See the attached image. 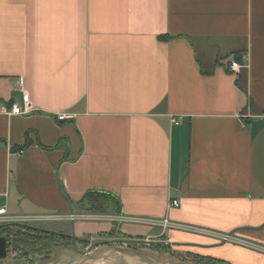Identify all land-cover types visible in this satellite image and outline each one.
<instances>
[{"label":"crops","instance_id":"crops-1","mask_svg":"<svg viewBox=\"0 0 264 264\" xmlns=\"http://www.w3.org/2000/svg\"><path fill=\"white\" fill-rule=\"evenodd\" d=\"M0 209L93 246L264 264V0H0Z\"/></svg>","mask_w":264,"mask_h":264},{"label":"rangeland","instance_id":"rangeland-1","mask_svg":"<svg viewBox=\"0 0 264 264\" xmlns=\"http://www.w3.org/2000/svg\"><path fill=\"white\" fill-rule=\"evenodd\" d=\"M72 225V224H71ZM69 223L57 222V223H45L42 225L44 229L51 231H65V233H75V225L71 226ZM2 226H5L2 229ZM27 224H12L9 227L7 225L0 224V233H3L4 237H7L11 244L8 247V256L6 259L0 260V264H48L54 260L63 250L71 246L72 241L70 238H61L57 234H51L46 230H37L36 232L27 229ZM2 229V230H1ZM47 233V234H46ZM49 233V234H48ZM98 236H93L97 238ZM88 238V237H87ZM38 243V244H37ZM34 244H37L34 246ZM77 245L80 248L92 247L91 241L79 242ZM126 246V245H125ZM127 247L133 248L137 251L146 252L151 255L162 256L167 258H176L179 255H175L172 251L163 249L158 246H144L138 244H129ZM179 259V258H176ZM195 262L197 260H194ZM194 262V263H195ZM198 264H208L200 263ZM95 264H126L125 261L119 257H115L108 262L95 263Z\"/></svg>","mask_w":264,"mask_h":264},{"label":"water","instance_id":"water-1","mask_svg":"<svg viewBox=\"0 0 264 264\" xmlns=\"http://www.w3.org/2000/svg\"><path fill=\"white\" fill-rule=\"evenodd\" d=\"M67 237L72 241L71 246L63 250L48 264H95L108 262L115 257H119L121 260L125 261L126 264H189L180 259L156 256L137 251L127 247V245H129L128 242H103L98 246L80 248L77 245L74 234ZM8 247V239L4 236H0V260L7 258Z\"/></svg>","mask_w":264,"mask_h":264},{"label":"trees","instance_id":"trees-1","mask_svg":"<svg viewBox=\"0 0 264 264\" xmlns=\"http://www.w3.org/2000/svg\"><path fill=\"white\" fill-rule=\"evenodd\" d=\"M27 145H28V143L22 147L17 148L16 151L17 152L23 151L24 149H26ZM82 204L87 205L89 207V210L92 212H108V213L115 214V215L122 212V206H121L119 200L116 199L114 196L108 194V193L90 192L85 196ZM4 227L5 226H2V229H4ZM7 227H9V226H7ZM26 228L30 229L34 232L37 231V229H33L29 226H26ZM49 233H51L53 235L55 234L52 232H49ZM57 235L60 236L61 238H69V237L62 235V234H57ZM0 236H4L3 233H0ZM8 242L10 245L11 242L9 241V239H8ZM37 244H34V246Z\"/></svg>","mask_w":264,"mask_h":264},{"label":"built area","instance_id":"built-area-1","mask_svg":"<svg viewBox=\"0 0 264 264\" xmlns=\"http://www.w3.org/2000/svg\"><path fill=\"white\" fill-rule=\"evenodd\" d=\"M230 69L232 71H235L237 72L240 68H241V65L240 63L236 60L235 57H233L230 61ZM21 83L23 84V80L21 79ZM23 104L22 105H14L12 107V113L15 114V115H21V116H24V115H27L30 113V108H31V105H30V97L28 94L26 93H23ZM58 119L60 121H64L66 119V116L64 115H60L58 116ZM174 122L176 124H178V122L176 120H174ZM172 206L174 207H179L180 206V203L178 201H173L172 202ZM6 214V209H0V217L4 216ZM72 220H74L73 217H71Z\"/></svg>","mask_w":264,"mask_h":264}]
</instances>
